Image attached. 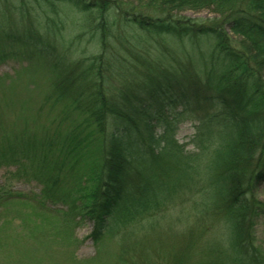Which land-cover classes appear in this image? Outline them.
Segmentation results:
<instances>
[{"label": "trees", "instance_id": "1", "mask_svg": "<svg viewBox=\"0 0 264 264\" xmlns=\"http://www.w3.org/2000/svg\"><path fill=\"white\" fill-rule=\"evenodd\" d=\"M64 9L84 16L100 48L96 55L67 63V50L49 25ZM188 10H209L216 16L191 19L182 15ZM18 11L26 22L20 31L10 27L15 23L8 24L0 10V38L29 50V58L48 72L56 94L36 108L23 105L0 138V168L15 165L17 175L41 180L40 199L29 203L10 198L0 205L33 204L35 212L24 215L32 236L39 226L30 220L33 215L44 222L60 218L58 234L67 238L75 214L69 203L57 200L62 191L57 179L64 177L54 178L50 170L54 174L68 167L76 208L93 222V242L119 236V262L144 264L148 245L136 234L139 219L147 221L144 228L150 223L158 228L170 192L193 186L201 199L192 210L195 217L223 221L227 232V245L225 241L211 250L213 264H264V250L253 239L254 225L264 219V203L254 194L257 183L264 181V0H20ZM124 33L136 43L123 39ZM109 36L117 37L112 39L119 45L111 46ZM161 39L178 59L155 49ZM112 82L120 86L116 95L108 88ZM67 99L61 121H70L71 113L79 121L70 123L73 132L63 138L62 149L35 123L43 108ZM8 103L4 107L14 110ZM183 120L197 122L193 151L187 154L174 138ZM79 127L86 128L83 135L75 131ZM33 143L39 152L31 156ZM34 156L28 170L25 158ZM88 158L94 166L102 159L99 184L82 171V161L89 171ZM176 168L180 182L171 180ZM82 175L85 180L79 184ZM90 181L95 189L78 195ZM59 204L67 209L52 208ZM179 250L170 264H185Z\"/></svg>", "mask_w": 264, "mask_h": 264}, {"label": "rangeland", "instance_id": "2", "mask_svg": "<svg viewBox=\"0 0 264 264\" xmlns=\"http://www.w3.org/2000/svg\"><path fill=\"white\" fill-rule=\"evenodd\" d=\"M3 2L5 3L1 2L0 10L2 9L5 12V21L11 25L15 23L10 27L13 30L20 31L26 23L25 18L23 19L20 11H18L20 0H3ZM133 5H135V2ZM47 14L48 10L44 9L42 15L46 16ZM182 15L198 20L213 19L216 16L209 10H188L183 12ZM56 16L53 17L55 21L49 22V25L54 26L52 30L59 35V43L67 50L66 58L71 60L66 61L68 64L78 59L86 60L99 52L100 48L82 14L75 10L64 9ZM41 21L42 23L38 28L42 30L45 19ZM81 23L84 26L81 27ZM16 31H14L13 35H17ZM113 37L115 36H109V39H111L108 43L116 47L119 42H117V39H112ZM123 39H129L131 44L136 43V39L129 38L128 33H124ZM160 41L162 44H154L155 49L158 52L162 51L163 55L170 59L176 58L177 56L170 43L166 39H161ZM152 43L149 42V44ZM200 46L206 47L203 44ZM29 56V50L25 49L24 46H19L11 39L4 41L0 38V138L2 137L1 134L5 133V129L9 128L10 123L13 124L15 122L17 112L23 105L36 108L43 99L46 97L51 98L56 94L51 90L52 87L50 86L46 69L38 64L34 57L31 56L30 59ZM181 58L182 56L180 55V62ZM182 61L184 62L183 58ZM119 87L113 82L112 85H108L113 95L117 94L115 89H119ZM121 90L126 91V88L121 87ZM6 102H9L8 105L11 108L14 106V110L8 111V107H4ZM69 103L70 100L67 99L61 105L57 104L52 108H50L51 105H48L39 114V116L42 114L41 120H36L37 122L35 123L38 128L43 126L44 135L47 138L57 140L62 149H64L61 146L63 138L67 139L73 132V129L69 130L70 123L75 124L79 121L77 113L70 114V121H61V111L64 105H69ZM196 124L197 122L183 120L177 125L174 138L179 145H183L185 154L193 151L191 140L195 133L194 125ZM85 129V127H79L75 131H78L79 135H83ZM156 132L158 133L160 130L157 129ZM219 144L218 142L214 146L217 147ZM33 149L31 156L39 152L38 144L33 143ZM56 152L59 154H56ZM54 154L60 156V151L56 150ZM25 156L28 157L29 155L26 154ZM35 158L36 156L30 159L25 158L28 170H30ZM102 163L101 159L94 166L92 159L88 158L89 171L86 170L87 168H83V161L81 163L82 171L89 173V177L97 179V184H99L100 175L98 173ZM16 168L17 166L15 165L0 168V202L10 198L29 199V203H33L34 199L39 200L44 186L43 182L31 178L25 173L17 175ZM50 172V175L54 178H56L55 174L57 177L60 174L64 177V179H57V183L62 190L57 200H61V203H69L75 214V220L71 224L69 236L62 239L58 234L60 229L57 228L61 224L60 218L50 217L49 221L44 222L33 215L30 216V220L36 224L39 223V226L36 227L38 229L37 233L35 232L32 236L33 230L30 229L28 231L29 227L32 228V225L29 226L27 224L24 215L25 213L35 212L32 209L33 204L24 205L15 201L2 204L0 205V264H121L119 262V236H106L98 243H94L90 237L93 230V222L85 214L84 210L83 212H78L76 208V199L78 197L71 188L73 184L70 177V169L61 166L54 174L52 170ZM183 172L185 174V170ZM180 175V169L176 168L174 177L172 174L171 180L175 181L176 179V182H180L182 177ZM84 180L85 177L82 175L79 184ZM96 183L94 185L92 181L90 183L86 182L84 187L89 185L88 188L79 190L78 195H89L95 189ZM196 188L192 186V188H187V191L183 189L176 191V188L170 192L166 217L159 226L157 225L158 228L156 227L155 229L152 223L144 228V224L147 221L139 219L136 234L141 237V242L146 241L148 245L144 264H170L172 256L177 255L178 249H181L179 254H182L185 264H213L214 254L211 253V250L214 245L225 243V241L227 245V232L223 229V221L219 220V224L209 220L203 222L195 217L194 211L192 212L193 208L195 206L199 207L201 203ZM254 194L259 201L264 203V181L257 183L254 187ZM89 199L86 198L87 201ZM52 208L66 210L67 206L59 204L52 206ZM197 215L201 214L198 213ZM185 232L192 236L191 239ZM253 239L255 247L264 250L263 218H259L254 225ZM139 254L135 255L136 261L139 260Z\"/></svg>", "mask_w": 264, "mask_h": 264}]
</instances>
